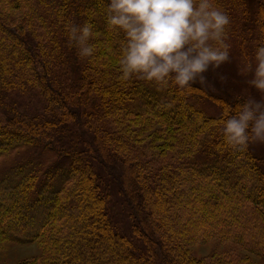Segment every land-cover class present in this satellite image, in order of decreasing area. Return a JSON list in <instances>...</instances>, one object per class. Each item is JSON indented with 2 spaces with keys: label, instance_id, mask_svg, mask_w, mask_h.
<instances>
[{
  "label": "trees",
  "instance_id": "obj_1",
  "mask_svg": "<svg viewBox=\"0 0 264 264\" xmlns=\"http://www.w3.org/2000/svg\"><path fill=\"white\" fill-rule=\"evenodd\" d=\"M213 3L243 74L264 41V0ZM105 4L0 0V248L39 245L17 264H206L190 249L218 240L264 257V154L227 144L221 124L247 88L224 64L191 92L123 78V34ZM85 22L91 57L67 30ZM227 256L216 264L253 263Z\"/></svg>",
  "mask_w": 264,
  "mask_h": 264
},
{
  "label": "clouds",
  "instance_id": "obj_2",
  "mask_svg": "<svg viewBox=\"0 0 264 264\" xmlns=\"http://www.w3.org/2000/svg\"><path fill=\"white\" fill-rule=\"evenodd\" d=\"M108 27L123 34V78L137 76L158 85L192 91L206 73L230 59L229 15L213 0H106ZM94 25H69L68 33L81 57H91ZM243 71L259 96L226 106L221 121L227 144L247 147L264 143V41L256 44Z\"/></svg>",
  "mask_w": 264,
  "mask_h": 264
},
{
  "label": "rangeland",
  "instance_id": "obj_3",
  "mask_svg": "<svg viewBox=\"0 0 264 264\" xmlns=\"http://www.w3.org/2000/svg\"><path fill=\"white\" fill-rule=\"evenodd\" d=\"M22 16L23 15L20 14L16 15L17 18H20ZM233 48H234L233 52L237 53L238 51L237 49L239 47L235 45V47ZM237 64H238L237 59L233 55L230 56L229 61L224 63V65H227V68H225L226 66H224V69H228L226 74L227 75L230 74V69H231L232 72L234 73V76H237L235 81H232L231 84L236 87V90H241V89L245 90V88H247L246 91L245 92L243 91V93L241 94V96L244 97L242 99H247L249 96H259V94L247 84V80L250 79V76L245 72H243V74H239L241 71L239 68V64L238 66ZM223 79H220V81L225 82V79L224 80ZM212 86L214 88V86L216 85L212 84ZM70 120H72L75 126L76 123L73 121L74 117ZM96 124L94 126L95 129L98 127ZM75 127L77 128V125ZM251 146L255 150L259 151V154L260 153L264 154V143L253 142ZM256 154L259 155L258 153ZM137 155L139 156V153ZM115 188L113 189L114 191L112 195L114 199V204H116L114 205V210L116 211L115 214L116 217H118L117 223L121 226V228L124 227L126 230H128L127 229L129 225L128 221L130 219L127 208L125 207L126 204L124 205L122 203L121 201L122 199L120 197L121 195L118 194L119 189L116 190ZM259 226H261V223H259ZM123 232L125 233L126 231L123 230ZM251 234L252 232L249 230L245 233V238L247 241H250ZM251 244L253 247L256 246L254 243ZM222 245L223 244L220 241L213 240L212 242L205 245L194 246L190 250L196 259L201 260L204 263L206 262V264H216L217 260H220V258H222L219 257L218 259V253L222 251H225L227 254H231V256H227V257H235V258L238 256L244 258L247 257L250 261L253 262L251 264H264V257H257L256 255L252 254L250 250H247L237 245H226V246H222ZM39 253H40V248L39 245L37 244L22 245L16 243H8L5 244L2 248H0V264H17L19 262H23L25 259L32 258L38 255Z\"/></svg>",
  "mask_w": 264,
  "mask_h": 264
}]
</instances>
